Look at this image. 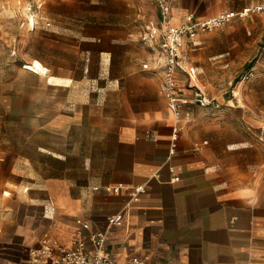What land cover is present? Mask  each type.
I'll return each mask as SVG.
<instances>
[{"label":"crops","instance_id":"obj_1","mask_svg":"<svg viewBox=\"0 0 264 264\" xmlns=\"http://www.w3.org/2000/svg\"><path fill=\"white\" fill-rule=\"evenodd\" d=\"M259 1L171 0L170 24H181L188 13L209 16ZM89 2L82 15L54 21L53 31L82 62L75 64L77 77L49 68V84L67 88L58 101L61 142L42 147L49 169L40 173L32 158L0 160V167L7 166L0 169V264H25L46 234L67 246L82 236L91 249L93 231L105 233V250L120 261L147 255L146 264H264L261 99L246 104L236 120L190 101L182 107L183 128L171 152L177 120L161 72L143 66L152 53L135 31L134 0ZM156 10L155 18L158 4ZM236 27L251 26L242 20ZM204 40L201 33L184 46L177 78L185 94L194 92L189 75L196 81L188 68L192 49ZM260 48L247 68L255 70L257 85L264 81ZM173 174L180 178L173 181ZM26 177L30 185L22 189ZM117 184L120 191L105 189ZM140 184L144 189L133 199ZM37 189L41 193L32 196ZM117 214L121 222L113 223Z\"/></svg>","mask_w":264,"mask_h":264},{"label":"rangeland","instance_id":"obj_2","mask_svg":"<svg viewBox=\"0 0 264 264\" xmlns=\"http://www.w3.org/2000/svg\"><path fill=\"white\" fill-rule=\"evenodd\" d=\"M105 1L109 6V0ZM134 2L135 31L141 34L146 22L155 18L157 2ZM92 5L89 0L73 4L65 0H0V160L32 158L38 161L40 173L49 169V152L42 147L61 142L63 117L58 101L67 93V88L49 84V68L57 75L77 77L81 70L75 64L82 62L53 31L54 21L80 16ZM122 7L119 3V11ZM242 20L251 27L236 29ZM242 20L204 32V43L192 49L193 61L188 66L196 78L192 83L189 75L188 86L210 101L202 105L203 111H227L232 120L257 96L264 104V81L257 85L254 76L242 79L263 51L257 48L264 45V15L254 12ZM0 169L6 171V164ZM262 171L264 174V167ZM29 181L21 178V188L29 186ZM40 193V189L32 190L31 195Z\"/></svg>","mask_w":264,"mask_h":264},{"label":"built area","instance_id":"obj_3","mask_svg":"<svg viewBox=\"0 0 264 264\" xmlns=\"http://www.w3.org/2000/svg\"><path fill=\"white\" fill-rule=\"evenodd\" d=\"M159 7V15L150 18L140 37L143 43L150 48L152 57L150 61L143 63L145 68H154L161 72V88L168 100L170 109L177 122L173 126L172 146L173 152L178 139V134L183 128L180 123L182 107L190 101H196L200 105H207L210 101L199 91L193 94H185L181 91L177 78V70L183 66L184 46L187 41L196 40L201 33L224 26L234 17H247L254 12H264V0L245 6L239 10L223 9L220 12L201 16L188 13L179 25L170 24L172 3L171 0H156ZM255 75V70L250 68L242 75V79L250 78ZM173 170V168H171ZM180 178L178 174H173L172 180ZM96 189L99 186H95ZM122 185H107V191H120ZM144 189L142 184L133 187L131 197L138 198L139 192ZM113 223H120L121 216L115 215L111 218ZM78 222L83 227H89V223L82 219ZM90 239L94 244L93 248H88L86 240L79 236L72 246L60 243L58 240L44 235L39 244L29 250V256L25 264H146L149 256H135L126 260L113 258L106 250V235L102 231H93Z\"/></svg>","mask_w":264,"mask_h":264},{"label":"bare ground","instance_id":"obj_4","mask_svg":"<svg viewBox=\"0 0 264 264\" xmlns=\"http://www.w3.org/2000/svg\"><path fill=\"white\" fill-rule=\"evenodd\" d=\"M31 18H32V20H35V17H34V16H32ZM30 21H31V20H30Z\"/></svg>","mask_w":264,"mask_h":264},{"label":"trees","instance_id":"obj_5","mask_svg":"<svg viewBox=\"0 0 264 264\" xmlns=\"http://www.w3.org/2000/svg\"><path fill=\"white\" fill-rule=\"evenodd\" d=\"M252 62V61H251Z\"/></svg>","mask_w":264,"mask_h":264}]
</instances>
